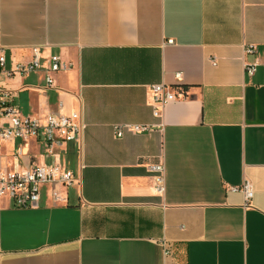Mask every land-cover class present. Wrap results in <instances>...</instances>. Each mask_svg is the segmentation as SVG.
<instances>
[{"label":"crops","instance_id":"obj_1","mask_svg":"<svg viewBox=\"0 0 264 264\" xmlns=\"http://www.w3.org/2000/svg\"><path fill=\"white\" fill-rule=\"evenodd\" d=\"M0 21L8 68L33 46L71 65L51 89L44 68L3 75L19 112L85 125L60 154L68 205L0 200V264H264V0H0ZM156 84L177 94L160 117ZM51 162L33 142L0 148L4 168ZM245 182L247 204L231 189Z\"/></svg>","mask_w":264,"mask_h":264},{"label":"built area","instance_id":"obj_2","mask_svg":"<svg viewBox=\"0 0 264 264\" xmlns=\"http://www.w3.org/2000/svg\"><path fill=\"white\" fill-rule=\"evenodd\" d=\"M32 59L25 63H16L8 68L7 47L1 42L0 21V148L8 142L36 143L43 148L44 155L51 158L48 164H36L27 169H8L0 166V200L7 199L16 208L36 209L42 204L43 196L49 194L54 205H68V190L78 183L74 171L66 168L60 160V154L72 142H80L85 125L80 113L69 115L48 113L42 116H25L16 108L12 93L2 84V76L14 78L28 76L45 69V87L54 88L55 75L68 70L71 65L64 62L59 55L52 54L43 66L41 50L33 46ZM254 48H249L252 52ZM248 75L253 76L256 65H247ZM181 73L176 74L180 79ZM177 98L174 89L167 84L152 86V103L154 116L160 117L164 107ZM150 126L133 124H115L114 132L118 138L126 133L150 131ZM155 173L156 186L159 192L164 191L165 166L162 161L151 165ZM234 191L243 190L246 204L250 203L254 192L251 184L245 182L241 187L231 188Z\"/></svg>","mask_w":264,"mask_h":264}]
</instances>
